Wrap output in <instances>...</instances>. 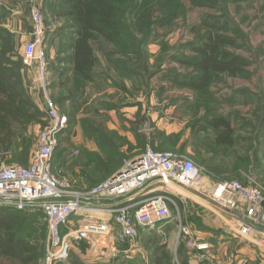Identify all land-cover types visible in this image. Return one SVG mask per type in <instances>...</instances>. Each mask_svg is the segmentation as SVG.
<instances>
[{
	"label": "rangeland",
	"instance_id": "374dc122",
	"mask_svg": "<svg viewBox=\"0 0 264 264\" xmlns=\"http://www.w3.org/2000/svg\"><path fill=\"white\" fill-rule=\"evenodd\" d=\"M220 1L222 4L217 8H199L192 5V0H181L171 24L165 28L154 25L150 31L138 25L136 19L124 17L127 47L102 38L94 42L97 64L91 82L76 80L72 73L73 23L53 15L54 0L44 1L49 95L69 120L68 130L60 137L57 148L65 164L54 171L56 176L68 177L76 190H89L106 179L97 165L99 160H107L113 149L123 153V165L125 160L137 157L151 146L149 138L154 132H163L167 139L161 150L185 155L202 168V180L253 181L264 188V0L240 4ZM210 16L220 18L223 33L237 42L238 48L229 49L231 54L246 60L248 65L243 77L222 75L199 94L175 85L166 75L173 72L184 80L196 77L193 68L173 58H195V53L186 47L195 46L201 36H206L200 26ZM0 18L2 21L9 18L6 11L0 9ZM145 41L148 45L141 50L147 64L142 67L136 44ZM20 51L23 56V50ZM23 65L26 70L34 68L25 61ZM30 86L28 91L38 112L33 111L35 120L26 130L17 131L13 148L6 150L0 145V161L7 164H16L23 155L30 160L39 137L50 124L45 103L36 99ZM214 118L231 122V145H217V133L211 125ZM137 131L148 138L145 148H140L136 141ZM81 184L90 187L81 189ZM83 218L74 217L69 228L80 227L78 222ZM168 225L175 229L176 220L168 221L165 227ZM35 227L37 231L30 238L44 256L45 220L39 216ZM148 238L177 239L176 231L164 229ZM5 263L14 264L0 261ZM39 264H43V259Z\"/></svg>",
	"mask_w": 264,
	"mask_h": 264
},
{
	"label": "built area",
	"instance_id": "2783aa9c",
	"mask_svg": "<svg viewBox=\"0 0 264 264\" xmlns=\"http://www.w3.org/2000/svg\"><path fill=\"white\" fill-rule=\"evenodd\" d=\"M28 7L31 39L24 45L23 59L27 66L36 68L30 89L41 96L50 124L34 146L27 166L0 161V208L43 217L47 225L43 264L65 263L73 250L95 255L107 248L109 237L113 247L120 249L138 238L140 228L154 229L173 219L178 222L180 237L197 250H207L208 246L199 244L183 225L177 203L168 192L171 187L206 196L215 206L234 214L237 236L264 247V188L253 181H212L209 190L202 180V168L181 153L147 146L137 157L125 160L112 177L85 191L76 190L68 177L55 175L54 156L69 120L49 95L41 0H29ZM146 190L152 192L134 202L133 197ZM104 213L111 215L112 223L99 217ZM76 216H84L83 222L71 229L68 225Z\"/></svg>",
	"mask_w": 264,
	"mask_h": 264
},
{
	"label": "trees",
	"instance_id": "16d2710c",
	"mask_svg": "<svg viewBox=\"0 0 264 264\" xmlns=\"http://www.w3.org/2000/svg\"><path fill=\"white\" fill-rule=\"evenodd\" d=\"M44 1L41 0L42 13ZM180 1L144 0V3L147 4L143 5L141 0H54L52 3L53 15L66 20L68 23H73L75 29L70 63L76 80L93 81V73L97 64L93 43L99 38L122 48L127 47L128 37L124 33V17L136 19L137 24L143 28L147 27L148 31L154 25L165 28L171 24L172 16H174ZM227 1L240 4L252 0ZM221 4L222 1L220 0H192V5L199 8H217ZM143 7L145 8L142 9ZM1 19L0 145L9 150L16 144L17 131L26 130L28 124L35 120L34 112H38V109L24 85L22 77V70L25 69L23 56L16 48L14 35L2 26ZM200 27L206 31V36H201L195 46L186 47L195 53V58L188 59L180 56L173 58L193 68L196 77L191 80H184L173 72L168 73L166 77L177 86L203 94L222 75L232 78L243 77L248 63L240 57L233 56L229 51L230 48H238V45L234 38L223 33L224 26L220 18L205 17ZM136 45L138 47L136 53L143 67L147 61L145 52L141 49H145L148 42L145 41L142 45ZM211 125L217 133L215 139L217 145H231L233 141L231 122L225 118H214ZM134 134L140 148H145L148 138L138 131ZM165 139L167 138L163 132H154L149 138V144L156 151H162ZM24 147L26 154L28 145L25 144ZM123 159V153L119 149H113L107 160L98 161L97 168L103 172V176L106 177L105 180L120 170ZM28 161L27 156L23 155L22 158H17L16 164L27 166ZM62 163L65 164V161L63 160ZM39 216L42 217L39 214L26 211L0 208V261L2 263L39 264L44 259L45 254L43 256V254L38 253L34 240L30 238L32 233L37 231L35 223ZM82 253H86V251L83 250ZM62 264L90 263L83 261L72 251L67 263Z\"/></svg>",
	"mask_w": 264,
	"mask_h": 264
},
{
	"label": "crops",
	"instance_id": "0c3cea01",
	"mask_svg": "<svg viewBox=\"0 0 264 264\" xmlns=\"http://www.w3.org/2000/svg\"><path fill=\"white\" fill-rule=\"evenodd\" d=\"M0 9L6 11L9 17L5 21L1 19L2 26L14 35L16 48L21 53L20 50H23L25 43L31 39L28 0H0ZM32 73L34 77L36 75L35 67L22 70L27 91L29 90L28 85L33 81ZM33 95L36 99L42 100L38 94L34 93ZM62 162L63 159L59 158L57 150L54 156L55 170L60 165H64ZM206 184L209 190L213 187V182L210 180H206ZM79 187L85 189L90 186L81 184ZM158 190L163 191L164 189L159 188ZM150 192L152 191L146 190L143 192L144 194H136L133 197L134 202L141 201L146 197L145 193ZM168 192L177 203L183 225L190 230L199 244L208 246L207 250H197L189 245L185 238L180 237L178 222L173 219L176 220L175 229L169 225L166 228L167 222L158 224L154 229L146 228L147 231L140 228L138 238L120 249L113 247V238L109 237L107 248L97 251V254L99 253L101 256L88 251L82 253L83 250H73V253L90 264H264V247L256 242L243 239L235 233L237 226L234 214L215 206L196 194L195 196L199 198L197 200L189 193V190L171 187ZM173 212L176 215V211ZM99 217L113 222L110 214L104 213ZM82 222L83 219L78 223L82 224ZM162 229L168 232L176 231L177 239L175 241L171 239L154 241L148 238L153 233H161Z\"/></svg>",
	"mask_w": 264,
	"mask_h": 264
},
{
	"label": "water",
	"instance_id": "95a60500",
	"mask_svg": "<svg viewBox=\"0 0 264 264\" xmlns=\"http://www.w3.org/2000/svg\"><path fill=\"white\" fill-rule=\"evenodd\" d=\"M197 195H199L200 197H202V198L206 199L207 201L211 202L207 197H205V196H203V195H201V194H197ZM211 203H212V202H211Z\"/></svg>",
	"mask_w": 264,
	"mask_h": 264
}]
</instances>
